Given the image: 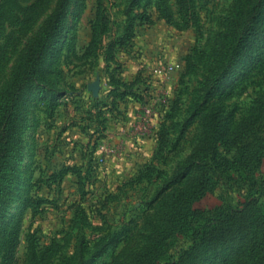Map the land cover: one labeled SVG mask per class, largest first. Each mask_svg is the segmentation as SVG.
Returning <instances> with one entry per match:
<instances>
[{"label":"rangeland","instance_id":"rangeland-1","mask_svg":"<svg viewBox=\"0 0 264 264\" xmlns=\"http://www.w3.org/2000/svg\"><path fill=\"white\" fill-rule=\"evenodd\" d=\"M60 3L0 0V264H264V0Z\"/></svg>","mask_w":264,"mask_h":264},{"label":"trees","instance_id":"trees-1","mask_svg":"<svg viewBox=\"0 0 264 264\" xmlns=\"http://www.w3.org/2000/svg\"><path fill=\"white\" fill-rule=\"evenodd\" d=\"M260 3V2H259ZM258 6V5H257ZM63 7V0H61V3L59 5V11L62 10ZM248 33L242 34L240 36L241 40H245V38H247ZM19 93V91L15 94V96ZM10 112V108L8 109L7 113ZM5 113L3 118L0 120V153H5L6 152V148L8 145V142L10 140V136H11V130H12V119L7 120V116L8 114Z\"/></svg>","mask_w":264,"mask_h":264},{"label":"built area","instance_id":"built-area-1","mask_svg":"<svg viewBox=\"0 0 264 264\" xmlns=\"http://www.w3.org/2000/svg\"><path fill=\"white\" fill-rule=\"evenodd\" d=\"M145 111H146V113H149V110L148 109H146Z\"/></svg>","mask_w":264,"mask_h":264}]
</instances>
